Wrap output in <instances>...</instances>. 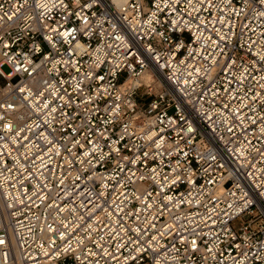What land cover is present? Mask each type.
Wrapping results in <instances>:
<instances>
[{"label":"built area","instance_id":"2783aa9c","mask_svg":"<svg viewBox=\"0 0 264 264\" xmlns=\"http://www.w3.org/2000/svg\"><path fill=\"white\" fill-rule=\"evenodd\" d=\"M0 78V264H264V0H0Z\"/></svg>","mask_w":264,"mask_h":264},{"label":"bare ground","instance_id":"6f19581e","mask_svg":"<svg viewBox=\"0 0 264 264\" xmlns=\"http://www.w3.org/2000/svg\"><path fill=\"white\" fill-rule=\"evenodd\" d=\"M118 1H124V0H118ZM152 80H153V78H152L151 74L150 73H146L140 79H138L136 81V83H137V85L141 84V83L142 84H148L149 82H152ZM1 209H2V207H1ZM13 254H14L15 257H17V251H16L14 245H13Z\"/></svg>","mask_w":264,"mask_h":264},{"label":"rangeland","instance_id":"374dc122","mask_svg":"<svg viewBox=\"0 0 264 264\" xmlns=\"http://www.w3.org/2000/svg\"><path fill=\"white\" fill-rule=\"evenodd\" d=\"M2 71L7 74L9 72V69L7 67H3L2 68ZM122 79V78H121ZM4 84V80L0 78V86ZM138 101H141L139 95L137 96L136 98Z\"/></svg>","mask_w":264,"mask_h":264}]
</instances>
